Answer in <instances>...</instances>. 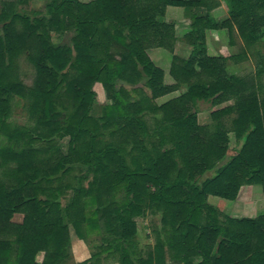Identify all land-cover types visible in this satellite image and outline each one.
Wrapping results in <instances>:
<instances>
[{"label":"trees","instance_id":"trees-1","mask_svg":"<svg viewBox=\"0 0 264 264\" xmlns=\"http://www.w3.org/2000/svg\"><path fill=\"white\" fill-rule=\"evenodd\" d=\"M22 2L0 4V264H134L136 218L146 213L160 215V229L136 264H264V213L236 219L208 203L234 201L242 186L264 197V58L255 48L264 0H226L221 22L218 0H50L40 18L17 13ZM167 7L191 12V51L173 55L170 85L147 54L172 52L180 24L159 20ZM220 30L252 49L253 75H230L228 59L208 54L205 33ZM52 31L72 32L71 47L54 45ZM96 84L108 101L98 118ZM200 100L224 105L206 125ZM18 106L22 124L12 119ZM70 230L100 236L89 259L73 261Z\"/></svg>","mask_w":264,"mask_h":264},{"label":"rangeland","instance_id":"rangeland-1","mask_svg":"<svg viewBox=\"0 0 264 264\" xmlns=\"http://www.w3.org/2000/svg\"><path fill=\"white\" fill-rule=\"evenodd\" d=\"M2 1H5V0H0V4ZM11 1H16V0H11ZM82 1H85V0H82ZM218 1H219L220 5L217 9L214 10V11L217 10V12H213V17L216 21L221 22V21L227 19L229 17V14H228V8H227L226 0H218ZM49 2H50V0H24V2H22V3H15V11L19 14H24V15H27L29 17H38V18L48 17V15L46 13L47 12L46 5ZM174 17L175 16H171V18H174ZM189 17H190V15H189ZM171 18L169 17L168 19H171ZM162 22H165V21H162ZM167 23H169V22H167ZM73 35L74 34L72 32H65V33H57L55 31L51 32L52 42L54 45H58V46H60V45L64 46L65 45V46L71 47V44H72L71 38ZM205 36H206V33H205ZM176 37L177 36L175 35V38ZM179 37H180L181 43L186 44L187 46H189L191 48V46L188 44V42L184 38V36L183 37L179 36ZM177 39H178V37L176 38L175 43L172 45V52H170L166 49H163V51H165V52H160V53L149 55L151 61L155 64V66H157L158 68H160L162 70L165 69V71H168L169 66H170L169 63L171 62L173 55L180 57V58H187L188 57L191 49L188 50L185 47H179L177 45ZM206 41H207L206 42L207 43V51H208L209 55L222 56V57L228 59L227 60V69H226L228 74H230V75H253L254 74L255 57L253 56V53H252L253 51H252V49L244 47L243 42L238 37V35L235 33V31H233L230 34L227 32V30L207 31V40ZM255 48H256L257 52H259L262 55V57L264 58V38L260 39V42L255 46ZM160 49H162V48H160ZM243 50H245V52H246L245 57L242 56ZM232 56H238V58L232 59L231 58ZM19 65H20L21 73L26 74V77L25 76L22 77L23 81L27 85H29L30 84V77L32 76V69L23 60L20 61ZM164 76H168V74L164 72ZM259 82L261 83V85L263 86V89H264V76L260 78ZM164 83L167 85H170V84L166 83L165 80H164ZM172 83H173V81H172ZM123 86H125V85H123ZM125 87L128 88V86H125ZM94 90L97 94V98H96L95 103L93 104V107H92L90 114L94 118H98L102 113L103 106L108 104V101H107L105 94H104V92H103V90L99 84H96L94 86ZM183 91H184V88L181 87L178 91H175L173 93L168 94L169 95L168 98L170 97V99H172V98L178 96ZM174 95H176V96H174ZM156 102H157V104H162V103H159L158 99L156 100ZM223 106H218V107L213 108L207 101H203V100L198 101L196 103V109H197L198 113L203 114L200 119H197V122L199 123V125H204L205 116H207V124L210 123V113L213 110H216V109L223 107ZM12 119L16 123H19V124L27 122L25 113L22 111L20 106L13 109ZM229 138H230V143H229L228 156H232L234 154L236 142H235V138H234L233 134H230ZM58 145L62 149V151H65L66 146H67V139H63L61 141H58ZM81 168L82 169L76 175L79 176L80 174H82L85 171V169L83 167H81ZM242 187H245V186H242ZM243 195L244 196L247 195L248 200L250 197V199H253V201H255L254 210H250L251 209L250 203L248 201H246V203L243 206H241L244 210L248 209V212H246L245 215H252L255 218L257 215L264 213V197L262 195L261 187H259V186L256 187V194L251 193L252 196H249V192L248 193L244 192ZM118 197L120 198L121 195H119ZM212 201L215 202V203H213L214 205L216 204L219 207L225 206V207L232 208L234 206V204H237V203H231L230 201H226V200L219 199V198H213ZM16 215H20V214H16ZM232 215L237 216L238 213L237 214L232 213ZM13 222H15V217H13ZM15 223H18V222H15ZM146 227H148V229L149 228H156V225H154L152 223L151 225H148ZM136 229H137V227H136ZM159 229L156 231L158 232ZM138 230L139 231L136 232V235L134 238L135 244L137 246V249L135 252L136 255L135 256L132 255V259H133L134 264H136L135 260L138 257L144 256L145 250L148 247L152 246V244H151L152 240L151 241L147 240V236H149V235H147V233H146L147 229H144V225L142 222H139V229ZM153 235L154 234H151V237ZM75 239H78V238L75 236L74 232L72 230H70L72 259L75 263H80V262H83L85 260L80 261V262H76L74 259V256H73V250L74 249H73V241L72 240H75ZM100 240H101L100 236H98L97 234L89 235L85 240H79V241H82L86 245L87 253H88L87 256H89V258L93 253L96 252V250L100 246V244H101ZM41 258H42V255H39L37 257L38 260H41ZM103 264H117V263L109 261V262L103 263Z\"/></svg>","mask_w":264,"mask_h":264},{"label":"crops","instance_id":"crops-1","mask_svg":"<svg viewBox=\"0 0 264 264\" xmlns=\"http://www.w3.org/2000/svg\"><path fill=\"white\" fill-rule=\"evenodd\" d=\"M78 1H80L82 3H87V2H89L91 0H85V1L78 0ZM214 12H217V10L214 11ZM189 15H190V12L187 9L180 8V7H168L166 9V11H165L164 17L159 19L160 21L175 22V23H179L180 24V25L177 24V27H176V30H175V35L178 37L177 45L179 47H185L188 50H190L191 48L189 46H187L186 44L181 43L179 36L183 37L184 34L187 31L186 24L188 23ZM171 16H175V17L171 18ZM169 17L172 20L168 19ZM183 24H184V26H183ZM206 40H207V32H206ZM206 46H207V43H206ZM160 52H165V51H163V49H160V48H151V49L147 50L148 56L150 54H156V53H160ZM149 58H150V56H149ZM163 71L168 74V71H165V69ZM164 77H165L164 80H165L166 83H168V84L172 83V80L169 77V75L168 76H164ZM168 96L169 95L158 99L159 103H163V102L167 101L168 99H170V97L168 98ZM174 96H176V95H174ZM202 115H203L202 113H198L197 114V119H200L202 117ZM206 124H207V116H205V121H204V125H206ZM256 187H258V186L241 187L237 198L234 201H230L231 203H237V204H234V206L232 208L225 207V206L219 207L216 204L214 205L213 203H215V202H213L212 199L215 198V197H209L208 198V202L211 205L217 207L222 213L228 215L231 218H236V219H240V218H254V216H252V215H245V213L248 212V209L244 210L241 206H243L246 203V201H248L250 203V208H251L250 210H254L255 201H253V199H250V197H249V200H248V196L247 195L244 196L243 193L244 192H246V193L249 192V196H252L251 193L252 194L253 193L256 194ZM232 213L233 214H237L238 213V215L234 216V215H232ZM14 217H15V222L21 223L22 215H15ZM139 222H142L143 225H144V229H147L146 233H147V235H149V236H147V240H150V241L152 240L153 242L151 241V244L153 245V243L157 239V237H156L157 231L156 230H158L160 228V215L159 214L152 215L150 213H146V215H142V216L136 218L137 232L139 231L138 230L139 229ZM152 223L154 225H156V228H149L148 229V227H146V226L151 225ZM151 234H154V235L151 237ZM72 241H73V249H74L73 250V256H74L75 261L76 262H80V261L88 259L89 256H87L88 253H87L86 245L82 241H79L78 239H75V240H72ZM37 261H40V260L37 259Z\"/></svg>","mask_w":264,"mask_h":264}]
</instances>
